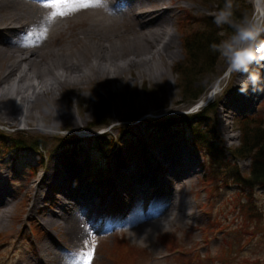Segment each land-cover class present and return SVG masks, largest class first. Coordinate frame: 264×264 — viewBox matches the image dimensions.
I'll return each mask as SVG.
<instances>
[{
	"label": "rangeland",
	"instance_id": "374dc122",
	"mask_svg": "<svg viewBox=\"0 0 264 264\" xmlns=\"http://www.w3.org/2000/svg\"><path fill=\"white\" fill-rule=\"evenodd\" d=\"M224 3L225 0H174V4L181 6L175 10L173 28L177 55L168 63L152 59L147 63L125 65L123 57L118 56L121 65L118 70L109 69L104 77L88 83H65L62 92L66 95L59 103L71 111L79 121V127L73 117L61 127L45 124L42 116L57 113V106L47 99L38 104L37 118L29 124L21 119L16 125L0 121V176H5L3 180L6 179L9 189L18 192L11 207L14 219L0 230V264H16L17 261L21 264L19 257L23 253L31 255L35 244L48 234L41 224L28 217L29 203L34 197V190L28 185L34 180V185L42 180L47 161L55 153L76 149L79 152L77 161L85 167V174L90 179L103 180L112 173L113 153H121V158L128 162L140 146H151L155 139L167 143L173 136L197 161L198 170L187 183V197L192 202L194 218L186 222L183 230L175 226L160 230L161 234L152 244H137L126 232L95 234L96 240L86 250L92 251L90 264H153L150 257L153 244L168 253L163 264H239L242 261L264 264V183H251L248 179L251 178V158L234 154L242 144L239 120L246 122L245 119L255 118L252 126L264 125V92L248 110L230 113L226 124L233 138L229 139L222 134L217 121L218 109L223 108V100L231 88L229 83L217 94V89L222 87L220 77L227 68L226 62L217 53L208 68H192L185 47V34L189 33V36L202 28L204 20L201 18L214 17ZM235 3L239 5L237 19L247 15L246 9L250 15L254 11L251 0H235ZM192 16L195 20L187 23ZM213 27L222 28L219 32L221 41L232 31L227 26L218 28L215 23ZM178 68L188 70L190 77L195 75L194 82L204 88L197 101L186 99L183 94ZM212 90L215 93L209 103L213 105L204 113L200 125L215 139V146L226 163L223 166L216 163L214 152L195 143L192 135L197 125L189 127L194 124L193 119H183L186 115L197 114L196 104L201 99L206 100ZM20 102L18 98L16 103ZM102 119H108V122L99 123ZM106 129V139L94 142L93 136ZM215 130H219L218 134ZM17 138L27 144L26 149L11 148L13 139ZM237 167L241 174L239 179L235 176L234 168ZM49 191L59 194L55 188ZM51 203V197H48L39 205ZM32 213L36 214L35 208ZM233 247L238 256L234 255Z\"/></svg>",
	"mask_w": 264,
	"mask_h": 264
},
{
	"label": "bare ground",
	"instance_id": "6f19581e",
	"mask_svg": "<svg viewBox=\"0 0 264 264\" xmlns=\"http://www.w3.org/2000/svg\"><path fill=\"white\" fill-rule=\"evenodd\" d=\"M83 2L86 7L53 16L49 0H0L1 122L16 125L21 119L29 124L37 118L38 104L47 99L57 106V113L42 116L45 124L61 127L73 117L79 127L71 111L59 103L66 95L65 83H88L109 69L118 70V56L125 65H134L152 59L168 63L177 55L173 28L175 10L181 6L174 0H108L105 7ZM260 71L264 79V69ZM243 79L233 77L217 112L219 129L229 139L233 138L226 124L230 113L248 110L263 93L249 88L247 95L240 94ZM155 140L151 146H140L128 162L121 153H113L112 173L103 180L85 174L76 149L55 153L42 180L28 185L34 190L28 217L48 234L19 262L84 264L83 253L96 240L95 234L126 232L137 244H152L164 228L183 230L195 216L187 183L198 170L197 161L176 136L167 143ZM4 177L0 176V230L14 219L11 207L18 193L8 188ZM48 197L53 203L39 205ZM150 255L153 264L168 258L154 244Z\"/></svg>",
	"mask_w": 264,
	"mask_h": 264
},
{
	"label": "trees",
	"instance_id": "16d2710c",
	"mask_svg": "<svg viewBox=\"0 0 264 264\" xmlns=\"http://www.w3.org/2000/svg\"><path fill=\"white\" fill-rule=\"evenodd\" d=\"M247 10V9H246ZM250 15V13H247ZM204 20V25L202 28H199L196 32L190 34L186 33L185 38V47L188 51V58L189 64L192 63L191 67L198 69L197 67H206L208 68L212 65L214 59L218 55L216 52L211 50V45L214 43H219L221 41V37L219 36V32L221 29H217L213 27L212 20L214 17H202L201 20ZM193 20H189L187 23H190ZM186 27V26H185ZM184 27V28H185ZM224 31V30H223ZM180 74V88L183 91V94L186 96V99L197 101L204 93V88L194 82V76L188 74V70H179L177 69ZM213 104H208L206 108H204L201 112L193 115H186L183 117L186 121H190L193 119L194 124L189 125V127H195L197 125L196 130L193 131L194 139L196 144H203L204 147L215 153V158L217 159L216 163L219 165H225L222 157L220 156L218 147L215 146V139L208 135V130L205 127H201V120L204 116L205 112H208L211 109ZM252 119H245L244 122L242 119L239 120L242 123V144L234 150V154L240 158L249 156L252 160L251 168H250V176L248 178L251 180V183L258 184L264 183V125L262 126H252L251 123L255 122ZM108 122V119H102L99 123L105 124ZM199 123V124H198ZM253 124V123H252ZM260 124V123H259ZM94 142H102L106 139V136H93L92 138ZM13 145H11L12 149L22 150L26 149L27 144L21 139H13ZM10 148V149H11ZM37 148V145L35 146ZM211 155V154H209ZM236 173L235 176L239 179L241 174L239 173V168H234Z\"/></svg>",
	"mask_w": 264,
	"mask_h": 264
},
{
	"label": "clouds",
	"instance_id": "9594fccd",
	"mask_svg": "<svg viewBox=\"0 0 264 264\" xmlns=\"http://www.w3.org/2000/svg\"><path fill=\"white\" fill-rule=\"evenodd\" d=\"M254 11L237 19L239 5L235 0H225L223 7L214 16V23L219 27L227 26L231 34L212 44L211 50L224 58L227 68L220 77L223 92L235 75L243 76L238 91L247 95L249 88L253 92H264V79L260 69H264V0H252ZM101 7L108 5V0H98ZM257 66L255 69L253 66Z\"/></svg>",
	"mask_w": 264,
	"mask_h": 264
},
{
	"label": "snow or ice",
	"instance_id": "6c2138e0",
	"mask_svg": "<svg viewBox=\"0 0 264 264\" xmlns=\"http://www.w3.org/2000/svg\"><path fill=\"white\" fill-rule=\"evenodd\" d=\"M88 2H96L98 0H88ZM49 5L55 11H53L52 15H65L70 11H75L79 7H86L87 3L83 2V0H49ZM84 264H90L92 258V251H88L83 253Z\"/></svg>",
	"mask_w": 264,
	"mask_h": 264
}]
</instances>
